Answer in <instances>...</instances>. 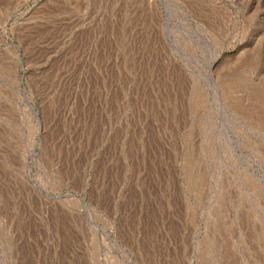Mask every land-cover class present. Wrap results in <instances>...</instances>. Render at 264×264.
Masks as SVG:
<instances>
[{
	"label": "rangeland",
	"instance_id": "1",
	"mask_svg": "<svg viewBox=\"0 0 264 264\" xmlns=\"http://www.w3.org/2000/svg\"><path fill=\"white\" fill-rule=\"evenodd\" d=\"M0 264H264V0H0Z\"/></svg>",
	"mask_w": 264,
	"mask_h": 264
},
{
	"label": "bare ground",
	"instance_id": "2",
	"mask_svg": "<svg viewBox=\"0 0 264 264\" xmlns=\"http://www.w3.org/2000/svg\"><path fill=\"white\" fill-rule=\"evenodd\" d=\"M188 2V1H187ZM232 73V72H231ZM235 77V76H234ZM243 78V77H242ZM242 80V79H241ZM225 90V89H224ZM231 91V90H230ZM228 92V91H227ZM230 96V95H229ZM232 102V101H231Z\"/></svg>",
	"mask_w": 264,
	"mask_h": 264
}]
</instances>
